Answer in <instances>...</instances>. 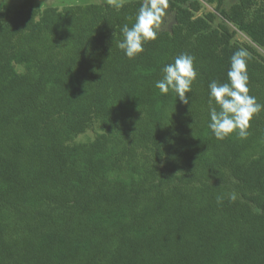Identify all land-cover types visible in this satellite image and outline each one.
I'll return each instance as SVG.
<instances>
[{
	"label": "trees",
	"instance_id": "1",
	"mask_svg": "<svg viewBox=\"0 0 264 264\" xmlns=\"http://www.w3.org/2000/svg\"><path fill=\"white\" fill-rule=\"evenodd\" d=\"M226 1L169 0L173 24L133 59L117 45L141 0L1 14L0 264H264V111L246 139L208 127L241 48L264 104V0ZM182 53L187 105L155 87Z\"/></svg>",
	"mask_w": 264,
	"mask_h": 264
},
{
	"label": "clouds",
	"instance_id": "2",
	"mask_svg": "<svg viewBox=\"0 0 264 264\" xmlns=\"http://www.w3.org/2000/svg\"><path fill=\"white\" fill-rule=\"evenodd\" d=\"M168 7L169 0H144L132 26L124 24L121 27L123 39L117 46L127 58L137 57L143 53L145 43L157 39ZM248 59L250 53L246 49L235 51L227 72L228 82L219 83L213 80L208 86V127L217 140H224L234 132L240 139H246L250 121L264 111V104L249 94ZM194 60L195 57L187 53L178 55L172 63L163 67L162 79L155 83V87L161 94H168L171 90L182 104H189L190 98L186 94L191 93L192 85L198 76ZM230 198L235 200V194H231Z\"/></svg>",
	"mask_w": 264,
	"mask_h": 264
},
{
	"label": "rangeland",
	"instance_id": "3",
	"mask_svg": "<svg viewBox=\"0 0 264 264\" xmlns=\"http://www.w3.org/2000/svg\"><path fill=\"white\" fill-rule=\"evenodd\" d=\"M25 1L26 0H0V16L5 11L12 12L14 9L22 5ZM127 1H134V0H32V5L36 9H43L46 7H56L60 9L63 6H68V5H90V4H103V3L118 5ZM141 1L144 2V0ZM234 1L235 0H227L226 5H230ZM201 5L202 8L198 12V15L204 16L207 13H212L216 16V19L213 22V26L219 25L221 19L217 16L216 12L214 11V5L205 4L203 2H201ZM173 20H174L173 14L170 11H167V15L165 16L159 31L168 30L170 26L173 24ZM234 39L239 44L252 46L250 39L242 32L235 31ZM256 48L260 54L264 55V52L261 48L257 46ZM17 71H21V69L18 67ZM97 133H99V130L97 129L88 130L84 134L77 136L74 139V141L75 142L90 141L95 137Z\"/></svg>",
	"mask_w": 264,
	"mask_h": 264
}]
</instances>
